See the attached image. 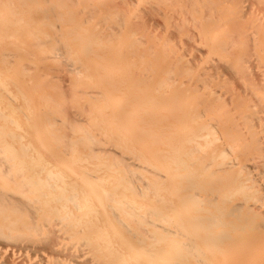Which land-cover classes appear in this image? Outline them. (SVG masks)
<instances>
[{
	"label": "bare ground",
	"instance_id": "bare-ground-1",
	"mask_svg": "<svg viewBox=\"0 0 264 264\" xmlns=\"http://www.w3.org/2000/svg\"><path fill=\"white\" fill-rule=\"evenodd\" d=\"M161 2L0 0V264H264V140L200 122L189 96L133 74L160 55L141 30ZM165 109L181 123L162 124ZM223 135L238 147L220 149Z\"/></svg>",
	"mask_w": 264,
	"mask_h": 264
},
{
	"label": "rangeland",
	"instance_id": "rangeland-1",
	"mask_svg": "<svg viewBox=\"0 0 264 264\" xmlns=\"http://www.w3.org/2000/svg\"><path fill=\"white\" fill-rule=\"evenodd\" d=\"M215 1H217L216 6L210 9L211 15L215 19H206L205 9L207 7L204 6L203 0H197L202 11H197L191 0H177L174 3L162 0L160 6L144 11L141 32L149 31V28L154 29L153 38L148 37V40L153 43L155 38L156 42L160 38L158 45L155 46L160 55L155 57L146 54V59L143 61L139 59L137 64H133V74L137 76L135 71L137 67H140L138 73L142 79L149 77L152 84L148 87L146 82L141 81V86H144L145 91L153 89L152 91L160 97L163 96L161 92H167L173 88H177V93L181 92L189 96L192 101L190 113H203L202 116L197 117L200 122L217 123L219 131L228 130L239 133L244 129L248 132L246 138H254L255 141L264 140V135H261L264 134V1L232 0L228 7L225 6L227 0ZM182 5L186 7L182 18H173L174 7L176 9ZM148 6L145 2V7ZM163 10L167 14H162ZM194 13L200 19V23L193 20L192 14ZM236 31L239 32L238 35L235 34ZM179 35L183 39H180ZM4 44L0 46V51L3 50ZM166 44H168L167 48H165ZM196 44L202 50L197 49ZM241 53L246 56V59L241 60ZM226 61L233 62V65H226ZM49 65L55 64L50 62ZM38 66L39 70L44 69L41 62ZM39 70L38 72H40ZM51 72L54 71L51 70ZM162 78H170L174 84L170 87H157L158 81ZM175 78L177 79L175 80ZM45 88L54 91L51 86H45ZM217 88L218 91L215 92ZM0 90L4 93L7 91L4 88H0ZM42 90L43 87H40L39 90H35V94H39ZM201 98L206 100L200 101ZM183 112L184 110L181 114ZM163 113L169 114L170 117L168 120L164 119L162 124H167L170 120L177 124L181 123L178 118L172 115V111L165 109ZM252 113L259 114V116H248ZM218 115L223 118L216 119ZM142 124L147 125L145 121H142ZM193 126H198V122L190 118L189 127ZM172 128L176 129V127ZM253 130L255 132H252ZM230 144L238 147V142H235L233 135H223L221 141L218 142V147L221 149L230 146ZM186 145L190 146L191 144L186 141ZM161 146L168 149L166 144L161 143ZM239 146L241 147L242 144L239 143ZM241 148L243 149V147ZM82 150L89 149L79 145L78 152ZM183 155L188 160L191 159V155L186 153ZM240 155L245 157L242 153ZM211 158V155H207L202 162ZM92 160L96 163L103 159L99 157ZM256 160L258 164H262L264 157L260 156ZM166 161L173 163L174 169L180 171L176 161L173 162L172 159H166ZM202 165H200V172H203L204 169H202ZM104 169H106L105 166H103V172ZM181 170L185 171L183 168ZM218 172L225 173L223 169ZM146 173L150 175L149 172ZM150 177L153 176L150 175ZM207 177L209 176L206 175ZM244 177H246L245 174ZM188 180L187 176L177 175V181L185 186L183 193L186 195H189L191 190L187 188ZM226 182L227 179L224 178L220 185L226 184ZM243 196L242 193H239L237 197H233V200ZM262 216L260 214L259 219Z\"/></svg>",
	"mask_w": 264,
	"mask_h": 264
}]
</instances>
